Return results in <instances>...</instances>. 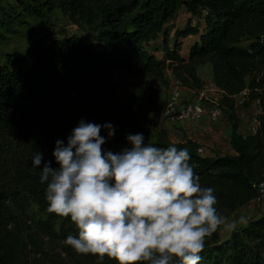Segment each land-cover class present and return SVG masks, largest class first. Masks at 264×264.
I'll return each instance as SVG.
<instances>
[{
    "label": "trees",
    "instance_id": "16d2710c",
    "mask_svg": "<svg viewBox=\"0 0 264 264\" xmlns=\"http://www.w3.org/2000/svg\"><path fill=\"white\" fill-rule=\"evenodd\" d=\"M16 1L34 15L58 10L90 29L93 40L41 34L0 65V264H55L44 242L65 248V238L77 235L70 218L48 211L41 170L32 168L29 157L39 150L56 167L55 141L66 143L80 119L111 123L114 134L102 148L114 153L130 147L126 136L135 133L158 147L187 148L202 186L215 189L216 206L226 217L256 201L253 183L264 174V0ZM180 10L198 22L172 26ZM188 35L196 38L183 56ZM203 64H209L212 83L222 91L220 106L231 122L235 155L202 156L190 139L171 142L163 127L148 124L165 102L155 86L168 85L165 71L197 93L203 88L198 74ZM120 70L149 82L134 84L123 100L115 79ZM241 93L244 107L256 101L259 108L253 133L236 132L235 98ZM100 134L107 136L104 129ZM31 205L41 218L31 219ZM200 255V264H264V212L228 238L214 232ZM102 264H112V258L105 256Z\"/></svg>",
    "mask_w": 264,
    "mask_h": 264
},
{
    "label": "clouds",
    "instance_id": "9594fccd",
    "mask_svg": "<svg viewBox=\"0 0 264 264\" xmlns=\"http://www.w3.org/2000/svg\"><path fill=\"white\" fill-rule=\"evenodd\" d=\"M113 134L109 122L80 119L66 143L55 141L56 167L39 150L29 157L41 170L48 211L78 230L65 243L100 264L105 256L117 264H200L206 239L236 222L218 210L215 189L202 186L189 150L135 133L114 153L102 148Z\"/></svg>",
    "mask_w": 264,
    "mask_h": 264
},
{
    "label": "rangeland",
    "instance_id": "374dc122",
    "mask_svg": "<svg viewBox=\"0 0 264 264\" xmlns=\"http://www.w3.org/2000/svg\"><path fill=\"white\" fill-rule=\"evenodd\" d=\"M187 21H191V24L194 25L198 22V18L191 17L189 14H186L184 11L180 10L175 17L172 26L177 25L178 28H181ZM173 31L174 29H170V36L173 35ZM41 34H47L49 36H56L59 38L76 34L79 38L85 41L93 40V33L90 29L79 27L78 25L72 23L58 10H53L52 12L43 14L41 16L34 15L32 9L29 6L27 9L22 8L21 4L16 0H0V65L4 64L7 58H12L22 54L28 47L30 41ZM195 38L196 37L194 35H191L189 38H186L182 41V49L180 51L181 55H187L188 48ZM159 42L160 39L158 38L157 43ZM160 53L161 51L155 52V56H162V53ZM166 71L165 78H167L168 85L166 87H162L159 84H155V86L162 88L161 91L163 98H167V96L173 90H179L180 95H182L187 101L194 99L196 94L194 93L193 95H189L184 90H182V88L179 89L178 85L175 84V82L178 81H174L173 78L169 77ZM209 72V64H203L198 67V74L203 80V89L205 91L209 90L208 92L212 94V96L220 95L221 98L222 91L220 89L215 87L213 84L210 86L207 85L211 82ZM115 79L119 84V93L123 100H125L127 96L134 91V84H146L149 82L147 78L131 75L124 70L117 71L115 73ZM180 87L182 86L180 85ZM239 100L240 99L236 101V109H238V113L235 112V115L238 116H235L236 121L241 122L243 125L246 124V127L242 128V131L244 134H248V132L252 131V128L249 127L247 129V126L250 124V122L252 123L254 121V119L259 114V111L256 105L251 104L247 107H244ZM262 199H264V196H262L260 200L258 199L259 202ZM258 200L248 202L229 215L227 218L230 221H235L236 227L234 229H225L223 226H221L217 230L218 236H220L222 239L228 238L234 230L239 228V226L247 221L250 217L261 213L259 212ZM29 216L33 220L42 217L35 205H31L29 207ZM44 246L47 256L54 257V260L56 261L55 264H100L93 254H79L70 246L62 248L59 245L53 244L52 242H44ZM112 264H117L113 258Z\"/></svg>",
    "mask_w": 264,
    "mask_h": 264
},
{
    "label": "crops",
    "instance_id": "0c3cea01",
    "mask_svg": "<svg viewBox=\"0 0 264 264\" xmlns=\"http://www.w3.org/2000/svg\"><path fill=\"white\" fill-rule=\"evenodd\" d=\"M190 36L191 35H188L187 37L183 38V40L189 38ZM161 57H162L161 55L157 56V58H161ZM166 73H168L169 77L173 78L170 71L167 70ZM209 77L211 82L207 84L208 86L213 84L211 79V70L209 72ZM174 81L176 80L174 79ZM180 88H182V90H184L189 95L194 94L192 90L186 89L184 87H180ZM160 89L162 90V88ZM243 96L244 93H241L236 96L235 100L237 101L238 99H243ZM185 101L186 99H184V97L180 95V102H185ZM251 104L257 106L256 101H253ZM236 107L237 105L235 103V111L236 113H238V109H236ZM255 120L256 118L252 123L250 122V124L247 126V129L251 127V125L253 126ZM148 124L149 126L155 125V126L163 127L166 130L169 141L171 142H182L186 139H190L191 141L195 142L198 147H201L202 152H200L199 154L202 156L214 157L218 155L219 156L235 155V151L230 143V134L232 132L231 122L228 118V115L225 112H223V110L221 113V118L217 123L211 122L208 118L204 117L199 121L186 120L181 123L174 124L166 121L162 117L161 113L157 112L149 115ZM237 125L238 126L236 132L240 134H244L242 128H245L246 124L243 125L241 124V122H238ZM258 207H259V212H264V199H262L259 202Z\"/></svg>",
    "mask_w": 264,
    "mask_h": 264
},
{
    "label": "built area",
    "instance_id": "2783aa9c",
    "mask_svg": "<svg viewBox=\"0 0 264 264\" xmlns=\"http://www.w3.org/2000/svg\"><path fill=\"white\" fill-rule=\"evenodd\" d=\"M178 88L180 85L176 82ZM216 87V86H215ZM209 90H204L203 88L195 93L196 96L190 101L180 102V91L173 90L167 98L163 108L161 109L162 117L170 123H181L186 120L199 121L204 117L208 118L211 122H217L221 118L222 107L220 106V95L212 96L208 92ZM220 91V90H219ZM205 92V93H204ZM222 96V93H221ZM240 103L242 100H239ZM257 119L253 126H251L253 133L257 127ZM197 151L202 152L201 147H198ZM253 187L256 188L258 196L256 200H260L264 196V174L262 179L258 182L253 183ZM258 200V201H259Z\"/></svg>",
    "mask_w": 264,
    "mask_h": 264
}]
</instances>
